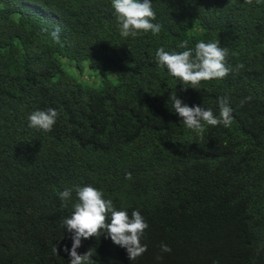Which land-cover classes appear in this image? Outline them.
<instances>
[{"label": "trees", "instance_id": "1", "mask_svg": "<svg viewBox=\"0 0 264 264\" xmlns=\"http://www.w3.org/2000/svg\"><path fill=\"white\" fill-rule=\"evenodd\" d=\"M151 3L160 33L124 38L111 0H0V264H70L64 220L88 185L149 225L134 261L106 234L81 238L91 264H264V0ZM182 40L244 68L185 90L156 60ZM175 93L215 115L227 97L231 126L187 128ZM48 108L57 130L29 127Z\"/></svg>", "mask_w": 264, "mask_h": 264}, {"label": "clouds", "instance_id": "2", "mask_svg": "<svg viewBox=\"0 0 264 264\" xmlns=\"http://www.w3.org/2000/svg\"><path fill=\"white\" fill-rule=\"evenodd\" d=\"M250 4L252 0H247ZM112 7L118 19L120 34L122 37H136L141 31L152 32L157 35L162 25L153 23L156 13L152 8L151 0H111ZM59 27L52 32V36L59 40ZM177 47L185 49L182 52H168L160 47L156 52V60L159 65L166 66L170 75L179 78L183 85H191L198 89L201 81L225 78L231 72H239L244 68L239 64L235 69L227 65L226 57L228 50L216 42L205 43L200 40L195 48H189V41L182 40ZM188 87L185 86V90ZM252 97H246L241 101V106ZM171 105L175 113L181 118L187 128L197 132L203 129V124L210 126L223 125L230 127L232 124V111L229 99L221 96L218 98L219 114L215 115L212 109L197 106H188L175 94L171 96ZM59 112L55 108L36 110L28 116L29 127L48 131L52 134L57 130L62 121L57 120ZM203 122V123H202ZM97 157L108 156V152H100ZM61 172V171H60ZM57 173L54 177H56ZM8 185H11L14 177L11 175ZM126 178L131 179L132 174L127 173ZM71 188H65L59 193L61 200H68L72 194ZM77 194L78 202L74 205V211L70 217L65 218L64 225L69 232L73 233L71 250L65 246L64 251L71 257L70 264H91L93 255L90 249L84 255H80L77 249L81 246V238H90L106 234L118 246L128 252L131 261L136 260L147 251V245L141 243L145 230L149 227L139 210H134L131 217L125 210H117L111 199H105L103 192L88 185L76 186L73 196ZM110 217V221H109ZM8 225L0 217V230ZM163 252H171L167 244H161ZM54 254L59 255L58 245L52 249ZM159 258V257H158Z\"/></svg>", "mask_w": 264, "mask_h": 264}]
</instances>
